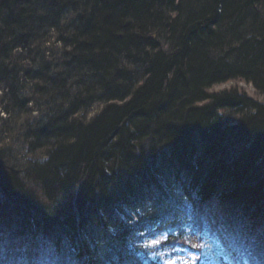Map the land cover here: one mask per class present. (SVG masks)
Here are the masks:
<instances>
[{
	"label": "trees",
	"instance_id": "trees-1",
	"mask_svg": "<svg viewBox=\"0 0 264 264\" xmlns=\"http://www.w3.org/2000/svg\"><path fill=\"white\" fill-rule=\"evenodd\" d=\"M51 33L58 62L26 68ZM29 79L60 103L25 130L44 159L0 153V264H165L146 239L198 253L189 225L264 264V102L211 91L264 95V0H0L8 114Z\"/></svg>",
	"mask_w": 264,
	"mask_h": 264
},
{
	"label": "rangeland",
	"instance_id": "rangeland-1",
	"mask_svg": "<svg viewBox=\"0 0 264 264\" xmlns=\"http://www.w3.org/2000/svg\"><path fill=\"white\" fill-rule=\"evenodd\" d=\"M63 50L64 46L58 43L56 34L51 33L46 37L44 43L37 44L31 48L30 58L27 62L24 61L23 65L29 69H38L43 62L55 65L60 59ZM21 85L23 94L27 98L32 99L33 103L29 104L23 111L10 107L11 111L8 114L4 110L6 104L0 102V153L10 156L17 162L25 163L30 160L44 159L42 152L30 150L29 142L25 137V130L31 125L45 121L55 106L59 105L60 101L58 98H52L51 96L42 95L38 92L36 90V81L33 82L30 79L24 80ZM234 87H238L253 99L264 102V95L245 81H230L218 84L211 91L220 92ZM101 109V107L96 106L86 116L87 120L93 119L100 113ZM80 117H83V115H80ZM192 242H197L195 237H193ZM212 253L216 261H219V264H225L221 253L218 251H213ZM224 254H228V252L226 251Z\"/></svg>",
	"mask_w": 264,
	"mask_h": 264
},
{
	"label": "snow or ice",
	"instance_id": "snow-or-ice-1",
	"mask_svg": "<svg viewBox=\"0 0 264 264\" xmlns=\"http://www.w3.org/2000/svg\"><path fill=\"white\" fill-rule=\"evenodd\" d=\"M169 236L170 232L158 233L153 238L146 239L143 246L145 249L152 251L153 256L161 255L163 258L164 255H169V259L165 260V264H219V261L214 262L210 256L213 251H218L223 255L225 264H248L246 260L241 261L239 258L232 260L228 254H224L227 248L236 250L232 242L224 243L219 235L205 232L202 228L194 225L188 226L183 243L190 244L191 248L198 250V253L190 252L188 247L179 246L181 241L177 239L176 243L170 246V253H187V256L183 259L178 256H171L169 252H165L161 247L165 241L169 240ZM193 237H195L196 243L192 242Z\"/></svg>",
	"mask_w": 264,
	"mask_h": 264
}]
</instances>
